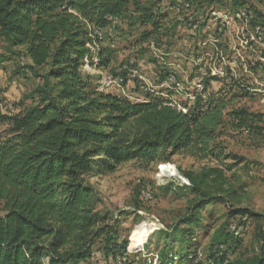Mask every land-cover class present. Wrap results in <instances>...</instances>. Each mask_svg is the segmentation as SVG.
<instances>
[{"label":"trees","instance_id":"1","mask_svg":"<svg viewBox=\"0 0 264 264\" xmlns=\"http://www.w3.org/2000/svg\"><path fill=\"white\" fill-rule=\"evenodd\" d=\"M144 1L145 5L136 0H0V40L12 56L28 60L25 69L40 84L32 106L19 103L12 117L0 114V125L7 127L0 137V264L86 263L97 240L105 259L116 263L124 257V264H132L126 240L118 237L117 221L110 223L107 214L97 211L98 193L90 179L112 174L128 162L149 166L183 152L201 160L225 158L214 142L227 103L199 95L187 108L169 96H153L150 89L142 100H134L99 91V85L82 73L86 58L92 65L93 52L98 69L109 65L103 57L111 51L101 45L99 33L107 29L113 35L121 21L134 26L126 15L128 4L137 9L139 25L150 28L142 33V43L158 40L163 16L154 8L163 0ZM169 2L178 10L181 4L203 7L197 0ZM243 5L232 2L235 16ZM244 15L253 31L258 28L262 34L264 14L252 9ZM108 18L117 23L112 25ZM93 46L97 47L91 51ZM114 76L123 86L134 79L127 67ZM169 76L164 67L154 86ZM218 79L204 78L203 85ZM232 114L236 127L264 137V115L243 110ZM248 117L255 121L253 126ZM185 179L194 196L180 223L187 228L172 232H181V241L189 246L174 256L171 251L162 255L159 264L173 259L185 264H264V216L246 208L228 211L231 221L212 236L208 255L201 259L197 244L191 243L194 228H201L200 210L213 203L227 206L234 194L224 189L218 169H205L200 176L186 173ZM251 220L258 233L256 248L246 258L240 254L241 225Z\"/></svg>","mask_w":264,"mask_h":264},{"label":"rangeland","instance_id":"2","mask_svg":"<svg viewBox=\"0 0 264 264\" xmlns=\"http://www.w3.org/2000/svg\"><path fill=\"white\" fill-rule=\"evenodd\" d=\"M136 1L145 5L144 0ZM197 1L203 7L181 4L178 10L170 7L169 0L156 5L154 10H159L163 19H159L161 28L155 43L153 39L142 43V33L150 28L139 25L137 9L128 4L126 15L135 25L128 26L127 21H121L113 35L107 29L99 33L101 45L111 51L103 57L110 60L109 65L98 69L96 52H93L92 65L86 58L81 68L93 84L99 85V91L127 95L134 100H142L145 89L149 88L153 96L163 99L169 96L176 103L187 104V108L192 107L194 97L199 95L202 100L212 95L214 100L227 103L215 133L214 145L221 147L220 152L225 157L220 161L201 160L183 152L171 156L169 162L149 166L128 162L112 174L90 179L98 193L97 211L107 214L110 223L117 221L118 237L126 240V253L132 264H159L162 255L171 251L174 256L189 246L187 241H181V232H172L175 227L187 228L180 223L194 199L185 179L186 173L200 176L205 169L221 170L224 189L234 194L228 197L227 206L213 203L200 210L201 228H194L191 243L197 244L201 259L208 255L212 236L231 221L229 210L246 208L264 216V137L252 136L247 129L236 127L232 114L243 110L249 115H264V29L261 36H257L245 17L235 16L231 7L234 0ZM235 1L244 3L239 8L240 13L254 9L264 14L263 0ZM192 22L196 25L190 26ZM151 59L156 63H151ZM26 66L27 59L12 56L0 40V101L12 110L19 103L32 106L37 99L34 91L40 84ZM125 67L143 81L130 79L124 86L111 82ZM164 67L171 76L162 86L156 87L154 82L159 80V72ZM214 76L219 79L210 81V86L205 87L204 78ZM177 109L186 112L181 107ZM247 123L253 126L255 121L251 118ZM6 129L5 125H0V137L6 134ZM168 168L176 175L159 177ZM210 185L213 189L212 183ZM142 191H148L153 201L141 198ZM144 231L148 233H144L140 247L130 250L131 240ZM241 232L243 249L240 254L248 258L256 248L257 225L252 220L248 225L242 223ZM101 244L97 240L92 258L79 264H117L103 257ZM229 258L234 259V256ZM167 264L185 263L173 259Z\"/></svg>","mask_w":264,"mask_h":264},{"label":"built area","instance_id":"3","mask_svg":"<svg viewBox=\"0 0 264 264\" xmlns=\"http://www.w3.org/2000/svg\"><path fill=\"white\" fill-rule=\"evenodd\" d=\"M240 16H241V17H245L244 13L237 14V17H238V18H240ZM108 20L111 21L112 25H115V24L117 23L116 20H114V19H112V18H108ZM255 34H256L257 36H261L260 31H259L258 28L255 29ZM87 47H89V46H87ZM124 69H125V68H124ZM128 72H129V74L131 75L132 78H136V79H139V80L143 81V79H142L141 77L138 78L139 75L135 74L134 72L132 73V72L129 71V70H128ZM82 73H83V71H82ZM111 82H113V83L116 82V83L122 85V79H121L120 77H116V78L113 79V81H111ZM198 84H199V83H198ZM160 86H162V85H160ZM160 86H159V87H160ZM148 89H149V88H148ZM0 114L5 115V116H7V117H12L15 113L12 111L11 108H9V106H7L5 103H3V102L0 101ZM141 198H143V199L146 200V201H150V202L153 201V198L150 196V194L148 193V191H142V192H141ZM231 229L234 230L233 227H232ZM116 262H117V264H124V262H125V258H119V259H117Z\"/></svg>","mask_w":264,"mask_h":264},{"label":"bare ground","instance_id":"4","mask_svg":"<svg viewBox=\"0 0 264 264\" xmlns=\"http://www.w3.org/2000/svg\"><path fill=\"white\" fill-rule=\"evenodd\" d=\"M166 175H174L175 176L176 174H175V172H174V170L172 168H168L163 173H161L159 175V177L164 178V177H166ZM180 179L182 180V178H180ZM144 233H148V231H144L141 234L136 235V238L131 240L130 250H134V249L140 247V244L142 243L143 238H144Z\"/></svg>","mask_w":264,"mask_h":264},{"label":"crops","instance_id":"5","mask_svg":"<svg viewBox=\"0 0 264 264\" xmlns=\"http://www.w3.org/2000/svg\"><path fill=\"white\" fill-rule=\"evenodd\" d=\"M27 62H28V60H27ZM29 63V62H28Z\"/></svg>","mask_w":264,"mask_h":264}]
</instances>
